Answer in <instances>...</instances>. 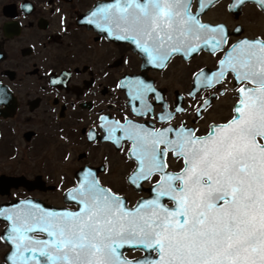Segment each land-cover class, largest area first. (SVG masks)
I'll return each mask as SVG.
<instances>
[{"label":"snow or ice","instance_id":"6c2138e0","mask_svg":"<svg viewBox=\"0 0 264 264\" xmlns=\"http://www.w3.org/2000/svg\"><path fill=\"white\" fill-rule=\"evenodd\" d=\"M256 2L264 9V0ZM205 3L198 0L193 13V0H111L88 22L131 41L163 68L175 54L223 50V27L200 20ZM228 75L239 85L233 115L206 135L184 125L156 129L131 121L107 128L106 138L117 145L131 142L136 167L129 182L139 187L154 180L152 198L129 208L89 171L71 194L77 211H48L30 202L0 209L9 222L0 238L14 246L11 264H264V39L242 40L224 51L215 72L197 75L192 95ZM154 91L135 84L141 101ZM169 155L182 161L176 173L168 171ZM126 247L146 255L130 261L121 252Z\"/></svg>","mask_w":264,"mask_h":264},{"label":"flooded vegetation","instance_id":"af4514ba","mask_svg":"<svg viewBox=\"0 0 264 264\" xmlns=\"http://www.w3.org/2000/svg\"><path fill=\"white\" fill-rule=\"evenodd\" d=\"M109 2L0 0V207L30 202L48 211H77L65 195L90 171L132 208L152 198L155 181L139 187L129 182L136 167L131 142L107 139L108 127L128 121L156 129L184 125L203 136L232 117L239 85L231 75L192 93L197 75L215 72L224 51L242 40L264 39V9L256 0H206L200 20L223 27V50L175 54L163 68L131 41L88 22ZM193 4L196 13L198 0ZM137 81L155 89L143 101L135 98ZM167 164L172 173L183 166L171 155ZM6 227L0 219V236ZM8 251L0 238V264ZM143 254L130 248L125 256Z\"/></svg>","mask_w":264,"mask_h":264},{"label":"water","instance_id":"95a60500","mask_svg":"<svg viewBox=\"0 0 264 264\" xmlns=\"http://www.w3.org/2000/svg\"><path fill=\"white\" fill-rule=\"evenodd\" d=\"M72 191H73V190L69 191V192L65 195V198H71ZM18 205H19V204H12V205L8 206L7 208H6V207H0V209L8 210V209H12V208H14V207H18ZM23 205H25V204H22V206H23ZM39 207H40V206H39ZM41 208H42V207H41ZM49 211H50V210H49ZM0 219L7 223V227H6V229H7V228L9 227V222L5 221V220L3 219V217H0ZM6 229L3 231V233H2L1 236H6ZM1 239H2L3 242L9 247V251L6 253V255H5V257H4V261H5L6 264H11V260H10L9 257L11 256L12 252L14 251V246L11 245L9 242H7L6 239H4V238H1ZM40 239H41V238H40ZM129 249H130V248H128V247H126V248H124V249H121V252L123 253V255H124V257H125L126 259H128V258L125 256V254H126V252H127ZM145 255H146V253L144 252L143 256H141V257H139V258H136V259H128V260H130V261H137V260L143 259V258L145 257Z\"/></svg>","mask_w":264,"mask_h":264}]
</instances>
